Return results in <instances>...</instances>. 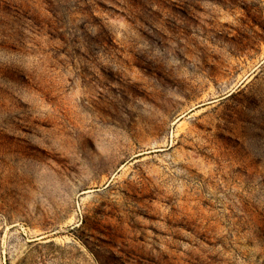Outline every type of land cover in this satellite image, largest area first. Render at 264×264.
Wrapping results in <instances>:
<instances>
[{
	"label": "rangeland",
	"instance_id": "obj_1",
	"mask_svg": "<svg viewBox=\"0 0 264 264\" xmlns=\"http://www.w3.org/2000/svg\"><path fill=\"white\" fill-rule=\"evenodd\" d=\"M0 264H264V0H0Z\"/></svg>",
	"mask_w": 264,
	"mask_h": 264
}]
</instances>
